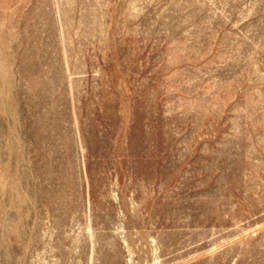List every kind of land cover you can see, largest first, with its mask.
I'll return each instance as SVG.
<instances>
[{"label": "rangeland", "instance_id": "374dc122", "mask_svg": "<svg viewBox=\"0 0 264 264\" xmlns=\"http://www.w3.org/2000/svg\"><path fill=\"white\" fill-rule=\"evenodd\" d=\"M0 264H264V0H0Z\"/></svg>", "mask_w": 264, "mask_h": 264}]
</instances>
